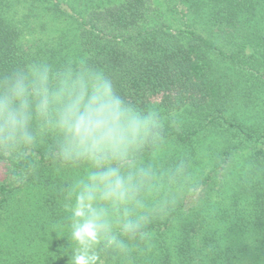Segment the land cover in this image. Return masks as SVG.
I'll list each match as a JSON object with an SVG mask.
<instances>
[{
	"label": "trees",
	"instance_id": "1",
	"mask_svg": "<svg viewBox=\"0 0 264 264\" xmlns=\"http://www.w3.org/2000/svg\"><path fill=\"white\" fill-rule=\"evenodd\" d=\"M101 83L141 128L93 157L67 110ZM6 99L0 264H68L86 193L102 264H264V0H0Z\"/></svg>",
	"mask_w": 264,
	"mask_h": 264
},
{
	"label": "clouds",
	"instance_id": "2",
	"mask_svg": "<svg viewBox=\"0 0 264 264\" xmlns=\"http://www.w3.org/2000/svg\"><path fill=\"white\" fill-rule=\"evenodd\" d=\"M13 96L23 105L22 90L13 89ZM0 115L7 122L16 125L20 123L18 110L9 107V100H0ZM69 130L76 145L83 154L102 156L108 152L120 151L128 142L130 135L134 136L141 128V122L122 108L120 102L112 97L111 89L101 83L95 87L88 102L81 108L79 101L74 102L67 110ZM114 173L105 174L107 180ZM114 184L119 187L117 177ZM114 193L105 195L110 198ZM94 197L83 194L77 197L76 205L72 209V222L69 225L71 239L76 247L72 250L68 264H102L96 247L102 237L108 232V224L101 211L92 206ZM114 240H108L111 245Z\"/></svg>",
	"mask_w": 264,
	"mask_h": 264
},
{
	"label": "rangeland",
	"instance_id": "3",
	"mask_svg": "<svg viewBox=\"0 0 264 264\" xmlns=\"http://www.w3.org/2000/svg\"><path fill=\"white\" fill-rule=\"evenodd\" d=\"M5 171V167L2 163H0V179L3 177Z\"/></svg>",
	"mask_w": 264,
	"mask_h": 264
}]
</instances>
